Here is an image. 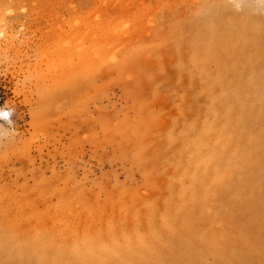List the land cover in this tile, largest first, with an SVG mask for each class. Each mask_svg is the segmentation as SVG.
<instances>
[{"label": "rangeland", "instance_id": "1", "mask_svg": "<svg viewBox=\"0 0 264 264\" xmlns=\"http://www.w3.org/2000/svg\"><path fill=\"white\" fill-rule=\"evenodd\" d=\"M0 108V264H264L261 0H0Z\"/></svg>", "mask_w": 264, "mask_h": 264}, {"label": "clouds", "instance_id": "2", "mask_svg": "<svg viewBox=\"0 0 264 264\" xmlns=\"http://www.w3.org/2000/svg\"><path fill=\"white\" fill-rule=\"evenodd\" d=\"M261 3H264V0H261ZM11 109L0 108V120H3L8 123L9 127L5 128L3 124H0V139L5 137H11L13 129L11 127Z\"/></svg>", "mask_w": 264, "mask_h": 264}, {"label": "bare ground", "instance_id": "3", "mask_svg": "<svg viewBox=\"0 0 264 264\" xmlns=\"http://www.w3.org/2000/svg\"><path fill=\"white\" fill-rule=\"evenodd\" d=\"M173 133H174V132H173ZM169 135H170V134H169ZM146 136H147V135H146ZM140 137H141V135H140ZM171 137H172V136H171ZM136 138H137V137H136ZM168 138H169V137H168ZM138 139H139V138H138ZM159 139H160V138H159ZM143 140H144V139H143ZM146 142H147V141H146ZM135 143H136V142H135ZM142 143H143V142H142ZM142 143H141V144H142ZM150 145H151V144H150ZM141 146H142V145H141ZM145 146H146V145H145ZM148 146H149V145H148ZM153 148H154V147H153ZM133 154H134V153H133ZM138 155H139V154L137 153L136 156H138ZM161 160H162V159H161ZM166 163H167V162H166ZM165 170H166V169H165Z\"/></svg>", "mask_w": 264, "mask_h": 264}]
</instances>
